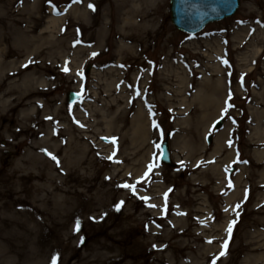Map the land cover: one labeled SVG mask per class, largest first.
I'll list each match as a JSON object with an SVG mask.
<instances>
[{"label":"rangeland","instance_id":"374dc122","mask_svg":"<svg viewBox=\"0 0 264 264\" xmlns=\"http://www.w3.org/2000/svg\"><path fill=\"white\" fill-rule=\"evenodd\" d=\"M92 1L96 3L93 8L84 11L82 0H0V61L7 63L5 68L16 70V79L31 71L42 57L21 63L23 58L16 57V30L31 29L30 36H36L50 17L61 18L49 30L52 40L56 36L64 39L66 60L47 56L48 98L55 102L50 105L62 108L63 120L55 126L70 124L84 137L91 135L94 120H101L107 108L108 99L101 92L115 79L117 86L109 98L120 100L106 119L120 117L117 123L125 135L142 111L148 129L144 150L132 158L129 133L121 142L106 143L104 149L90 150L85 140H78L72 152V145L66 143L69 137L65 143L54 137L52 149L42 146L37 150L33 143L44 137L35 138L32 133L44 129V122L21 118L18 109L23 103L10 109L6 101L17 95L11 91L0 102V189L14 185L22 172L42 171L44 176L23 179L20 184H42L47 168L37 159L22 172H16V162L43 159L45 153H55L62 146L57 154L62 167L50 173V190L55 199L64 197L66 202L52 207L58 210L54 221L61 224L42 230L25 255L3 259L0 264H50L53 254H58L57 264H159L156 255L161 250L164 259L160 264H212L213 259L215 264H264V0H240L234 15L196 34L183 33L171 24L169 0L155 6L145 3L151 17L147 32L140 36L145 44L136 46L135 52L119 50L129 42L119 37L122 23L115 19V1ZM22 6L26 11L20 15ZM20 16L32 18L17 22ZM10 59L22 68L8 65ZM8 81L0 86V93ZM205 81H214L223 93L217 96L216 114L206 124L195 125L204 100H194V96ZM68 91L77 93L76 102H66ZM188 117L190 121L182 123ZM219 118L225 121L215 131L213 124ZM52 129H46L50 136ZM166 133L170 160L177 163L174 168L159 161ZM115 134L111 129L110 135ZM208 134L212 135L209 145ZM124 184L135 185V191ZM236 190L239 193L226 204ZM121 201L117 210L115 204ZM77 220L79 231L75 230ZM231 221L236 222L229 235L226 229ZM169 224L177 233L182 231L166 239L162 232L170 229ZM9 234L1 231L0 237ZM203 234L212 240L200 237ZM180 239L186 244L171 246ZM0 244L8 247L10 242ZM206 246L211 249L204 251Z\"/></svg>","mask_w":264,"mask_h":264},{"label":"bare ground","instance_id":"6f19581e","mask_svg":"<svg viewBox=\"0 0 264 264\" xmlns=\"http://www.w3.org/2000/svg\"><path fill=\"white\" fill-rule=\"evenodd\" d=\"M114 1L116 3L114 6L115 19L122 23L119 27V37H121L123 41L129 42V44H121L119 46V50L123 52H135L137 49L136 46L145 44L143 41H140V36L147 32L146 22L149 21L151 17V14L147 10L148 6L143 7V4L146 3L150 6L161 5L164 0ZM89 4L95 5L96 3L92 0H82L81 8L85 11V9L89 7ZM82 9H80L79 13L86 15V12H83ZM25 11L26 7L22 6L21 9L19 8L18 14L22 15L25 13ZM29 11L31 14H33L32 10ZM31 18L32 17L30 16L26 20ZM26 20H23L22 17L16 19L17 22H25ZM36 20L39 21V19ZM60 20L61 18L55 19L50 17L48 20L49 24L44 26V29L36 36H30L32 32L31 29L25 28L16 30V57L19 59L23 58L21 63L29 59L31 60L32 58H42L38 61L39 65H35L31 71L25 73L22 77L17 79L14 75L16 74V70H14L11 66L5 68L7 63L0 61V73L2 75H0V86L5 80L8 81V79L11 78L6 85L7 90L5 89L0 93V102L3 101L2 99L4 97L9 96L11 91L16 90L15 92H17V95L8 98L6 101L9 104L8 107L10 106V109H17L23 103L24 107H22L20 110L18 109V114L21 118L31 119L35 117L37 119L36 123L44 122L42 124L45 127L44 129H37L32 133L35 138L39 136L44 137L33 143L32 147H35L37 150L42 148V146L45 149L49 147L52 149L50 142L54 137L61 138L63 143H65V140L67 137H69L70 141L66 143L72 145V152L78 148V144L80 143L78 140H85L90 150H93L94 148L104 149L106 148V143L114 142V139H118V141L121 142V140L126 137V134L129 133L131 139V149L134 151L131 152L130 155L133 158L139 154L141 150H144V148L142 149L141 147L144 146V142L148 138L146 117L142 111L136 114L134 119L131 121L130 127L125 130V135L124 132H122L123 127L117 123L119 120H121L120 117H118L119 120L113 116L109 117V119H106L112 111L113 104H116V102L120 100L117 98V96H112L109 98L110 93H114L117 86V80L115 79L109 83H106V89L103 90L105 92H101L103 98L108 99L107 108L106 111L100 115L101 120H94V124L92 125L93 131L90 132L91 135L84 137V135L76 132L70 124H66L63 127L55 126L56 121L63 120L60 116L62 108L60 105L54 106L53 104H55V102L51 99L49 100L48 98L51 86V78L47 75V67L49 63H47V56H52L55 54L61 58V62H65L66 60V55L63 53L62 49V45L64 44L62 40L64 39L56 36L52 40V34L50 33L51 30H49L50 28H54V25ZM134 35H138L139 37H135ZM130 42L133 43L130 44ZM53 47H59L60 50ZM10 64L16 66L18 65V68H22V64L20 65L16 63L14 59L9 60L8 65ZM212 71L214 74L218 73L216 69H212ZM205 82L202 88L200 87L194 96V100H204V109L194 121L195 125H202L209 122V120L216 114L217 111V96L223 93V88L219 87L217 83L215 84L214 81ZM51 103H53L52 106L50 105ZM93 116L95 115L93 114ZM78 117L79 116L71 117L70 122L75 121V119ZM96 117L97 116H95V118ZM186 121H190V118H185L182 123ZM100 124H103L104 127H97ZM50 127L51 129L53 127V135L51 136V132L46 131V129ZM111 129L117 133L115 134V137L110 135ZM75 133H77V135ZM61 148L62 146H57L55 153H45V157H43V159L39 157L32 159L24 158L16 162V172H22V168L25 165H30L33 159H37V161H39V165L47 168V173L45 174L47 178L44 179L42 184L31 183L28 186H24L23 183L20 184L21 180L23 179L29 180V178H31L41 180L44 176L42 171L34 172V174L22 172L23 174L21 173L16 177L14 185L12 183V186L0 189V232L5 231V233H11L8 235V237L7 235H5L3 238L0 237V243L7 240L10 242L8 247H3V244H0V261H3V259L7 258L13 259L16 256H20L21 253L25 255L27 251H30V247L37 243L35 242L36 237L38 234L40 236V232L42 230L52 227L51 224L56 227L57 224L59 225L62 223L54 221V219L58 217V210L52 209V207L54 205H58L59 202L65 203L66 199L62 196L60 199H55L53 191L50 190V173L53 170H57L62 167L61 164H57V154L60 153ZM137 148L139 149L135 150ZM145 155L146 151L143 152L142 157H145ZM52 156H55L56 159L53 160ZM122 160L125 161L126 157H123ZM52 162L55 164L52 165ZM76 163L78 164L79 160H76ZM24 192L27 193L26 196H22V193ZM238 193V190L234 191L231 196L226 199V204H228ZM166 226H170L169 230L166 229L162 232L163 237L166 239L168 237L173 238L182 231L179 230L177 233L176 229L172 225L169 224ZM19 230H22V233H19ZM200 237L207 241H210L213 238L207 234H203ZM40 240L44 242L46 239L40 237ZM184 244H186L184 240L180 239L178 241H173L171 246H182ZM167 246L166 248H168ZM206 247L204 251H209L211 249L210 246L207 248ZM104 248L113 250L112 245L104 244ZM162 252L163 251L161 250L159 251V254L156 255V259L159 264L164 259ZM68 260H70V258Z\"/></svg>","mask_w":264,"mask_h":264},{"label":"water","instance_id":"95a60500","mask_svg":"<svg viewBox=\"0 0 264 264\" xmlns=\"http://www.w3.org/2000/svg\"><path fill=\"white\" fill-rule=\"evenodd\" d=\"M239 0H170L169 16L173 26L186 33H196L206 24L229 17L237 10ZM76 95L67 93V101L73 102ZM222 121L215 125L218 128ZM211 142V136L207 137V143ZM162 163L174 167L170 160L167 141L162 144Z\"/></svg>","mask_w":264,"mask_h":264},{"label":"snow or ice","instance_id":"6c2138e0","mask_svg":"<svg viewBox=\"0 0 264 264\" xmlns=\"http://www.w3.org/2000/svg\"><path fill=\"white\" fill-rule=\"evenodd\" d=\"M76 2H79V0H76ZM89 8H93V5H91V4H89ZM53 10H55V6H53ZM225 63H227V61H224ZM64 71H68V69L67 68H65V69H63ZM231 98V93H229V99ZM157 147H159V145H157ZM49 155H51V154H49ZM111 157H109V159H110ZM52 159L53 160H55L56 159V157L55 156H52ZM59 162L57 161V164H58ZM182 163V162H181ZM149 167V170H151V168L153 167V165H149L148 166ZM145 176H147V173H145ZM123 187H125V188H129V189H132L133 191H135V185H133V184H124V185H122ZM166 195V194H165ZM142 199H148V198H146V197H144V198H142ZM123 202L121 201L120 203H117V204H115V207H116V209L117 210H119V208H120V206H121V204H122ZM239 204H237L236 205V208H239ZM237 215H238V213H237ZM90 219H95V218H90ZM235 222L236 221H231V222H229V224H228V226H227V229H226V231L228 232V234L230 235L231 234V232H232V228H233V225L235 224ZM79 228H80V221L79 220H77L76 221V225H75V230L76 231H79ZM226 245H227V241H225L224 242V245H222V247H226ZM220 255H224V252L222 251L221 253H220ZM58 254H53L52 256H51V260H50V264H57V262H58ZM217 259H218V257H217ZM212 264H215V259H213V262H212Z\"/></svg>","mask_w":264,"mask_h":264}]
</instances>
